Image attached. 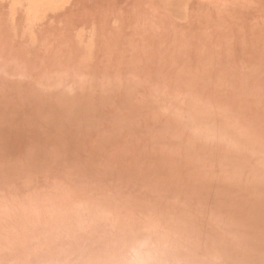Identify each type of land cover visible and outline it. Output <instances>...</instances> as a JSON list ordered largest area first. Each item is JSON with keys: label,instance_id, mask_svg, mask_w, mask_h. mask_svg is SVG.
<instances>
[{"label": "rangeland", "instance_id": "rangeland-1", "mask_svg": "<svg viewBox=\"0 0 264 264\" xmlns=\"http://www.w3.org/2000/svg\"><path fill=\"white\" fill-rule=\"evenodd\" d=\"M24 163L220 206L264 264V0H0V169ZM201 168L229 179L193 191Z\"/></svg>", "mask_w": 264, "mask_h": 264}, {"label": "clouds", "instance_id": "clouds-1", "mask_svg": "<svg viewBox=\"0 0 264 264\" xmlns=\"http://www.w3.org/2000/svg\"><path fill=\"white\" fill-rule=\"evenodd\" d=\"M201 117L189 109L193 138L216 140L207 127H191ZM228 179L201 168L192 189ZM229 224L222 207L192 195L156 189L133 196L27 163L0 169V264H241L224 244Z\"/></svg>", "mask_w": 264, "mask_h": 264}]
</instances>
